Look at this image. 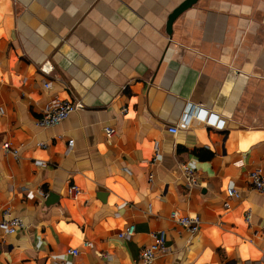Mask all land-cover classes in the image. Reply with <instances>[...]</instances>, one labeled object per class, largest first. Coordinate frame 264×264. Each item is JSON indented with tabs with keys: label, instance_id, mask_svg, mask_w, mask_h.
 Listing matches in <instances>:
<instances>
[{
	"label": "crops",
	"instance_id": "crops-1",
	"mask_svg": "<svg viewBox=\"0 0 264 264\" xmlns=\"http://www.w3.org/2000/svg\"><path fill=\"white\" fill-rule=\"evenodd\" d=\"M183 1L0 0V222L25 221L0 236V264H135L158 230L154 264L264 263V192L248 178L264 169V0H199L170 36ZM54 99L84 108L37 126ZM193 108L207 118L169 132Z\"/></svg>",
	"mask_w": 264,
	"mask_h": 264
},
{
	"label": "built area",
	"instance_id": "built-area-1",
	"mask_svg": "<svg viewBox=\"0 0 264 264\" xmlns=\"http://www.w3.org/2000/svg\"><path fill=\"white\" fill-rule=\"evenodd\" d=\"M41 71L45 74H49L53 70V66L49 63L43 64L40 67ZM45 88H51L50 82H44ZM84 108V104L81 101H69V100H59L54 99L52 100L46 108L42 110L41 116L37 119L36 125L39 127H52L55 125L60 124L64 120H66L70 114L73 112H76L78 110H82ZM209 112L202 110L201 112L199 109L195 110L188 109L187 112L183 115L182 122L179 125L171 126L169 127V132L173 134H177L179 131V127L183 126L186 127L190 124V121L193 117H199L202 119L207 118ZM209 124L215 125L218 128H223L225 125V121L222 119H219V116L215 114H211L209 120ZM105 131L108 136H112L115 134L114 128L106 127ZM39 146L44 147V143H39ZM69 148H72L74 145V139L70 140L68 142ZM4 149L7 151L13 152L15 155H18V150L15 148H12V145L10 143L4 144ZM156 155L153 157L151 163L153 165L157 164L158 158H159V150L156 147ZM239 165H242L241 162ZM180 171L183 176V179L186 182L187 187L192 188L194 186H197L198 184V173L197 171L189 166L186 163L180 164ZM153 177V174H151V178ZM249 182L251 187L254 190H257L259 192H264V169L262 167H257L256 169L252 170L248 174ZM79 192V188L77 186H72L70 188V193L72 195H75ZM39 194L44 199L47 198L48 194L44 192L43 190H39ZM227 194L229 197H237L240 198L241 193L236 188H228ZM228 205V203H227ZM171 218L176 221L178 224L184 226L187 228L191 233L195 234L199 231L200 228V219L198 217L193 218L190 216H183L180 215L177 210H174L171 212ZM251 213L248 212L246 214V219L250 220ZM25 227V221L20 217H9L6 220H3L0 222V236L2 234H14L17 233L19 230L23 229ZM136 232V227L134 225L128 226L125 230H123L119 237L121 238H129L132 237ZM153 241L148 246H145L139 255V259L135 264H154L158 255L166 250V231L164 230H158L154 231L152 233ZM85 245L89 246V243H86ZM72 255H78L79 250L78 248H72L68 251ZM103 257H109V254L103 253ZM264 264V263H263Z\"/></svg>",
	"mask_w": 264,
	"mask_h": 264
},
{
	"label": "water",
	"instance_id": "water-1",
	"mask_svg": "<svg viewBox=\"0 0 264 264\" xmlns=\"http://www.w3.org/2000/svg\"><path fill=\"white\" fill-rule=\"evenodd\" d=\"M199 0H184L170 14L167 20V33L172 36L173 24L177 18L189 8L198 3Z\"/></svg>",
	"mask_w": 264,
	"mask_h": 264
}]
</instances>
